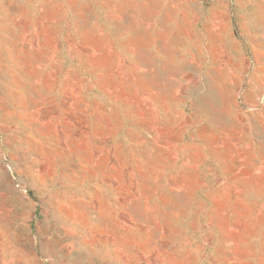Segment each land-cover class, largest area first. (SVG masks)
Returning a JSON list of instances; mask_svg holds the SVG:
<instances>
[{
	"label": "rangeland",
	"instance_id": "obj_1",
	"mask_svg": "<svg viewBox=\"0 0 264 264\" xmlns=\"http://www.w3.org/2000/svg\"><path fill=\"white\" fill-rule=\"evenodd\" d=\"M0 264H264V0H0Z\"/></svg>",
	"mask_w": 264,
	"mask_h": 264
}]
</instances>
